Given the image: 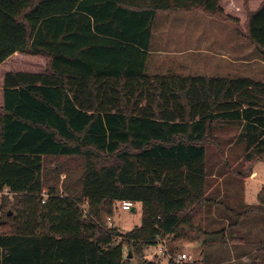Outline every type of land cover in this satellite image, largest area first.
I'll use <instances>...</instances> for the list:
<instances>
[{
	"label": "trees",
	"instance_id": "obj_1",
	"mask_svg": "<svg viewBox=\"0 0 264 264\" xmlns=\"http://www.w3.org/2000/svg\"><path fill=\"white\" fill-rule=\"evenodd\" d=\"M170 12L232 22L264 55V0H0V64L15 52L46 60L2 79L0 193L12 201L0 214V264H128L129 254L197 264L177 260L179 242L205 250L264 214V185L256 204L240 197L264 162V81L148 73L155 18ZM224 127L235 133L216 135ZM122 201L141 204L126 231L107 222ZM224 212L235 219L223 223ZM158 238L165 262L143 255ZM252 243L237 254L264 264V237Z\"/></svg>",
	"mask_w": 264,
	"mask_h": 264
},
{
	"label": "rangeland",
	"instance_id": "obj_2",
	"mask_svg": "<svg viewBox=\"0 0 264 264\" xmlns=\"http://www.w3.org/2000/svg\"><path fill=\"white\" fill-rule=\"evenodd\" d=\"M193 21H201L202 29H180L182 22ZM203 22H213L212 24L215 26L213 27L214 29L206 28ZM197 31H200L199 36L201 35V37H198V41L193 40V36L189 38L177 34L179 32L182 34L184 32L185 34H192ZM167 33L172 34V36H167ZM206 33H215V38L211 40L205 39L204 34ZM187 48L190 50L187 53L183 55L177 54L178 50ZM195 49L201 50L195 51ZM169 50L175 51V53L168 54L167 52ZM45 66L46 60L42 56L21 52L17 54L14 53L0 64V83L4 73L10 69L15 71L41 72L45 69ZM147 72L150 74L172 72L183 75L250 77L255 80L264 81V55H261L252 44L236 33L235 25L232 22L220 21L198 12L158 13L153 26ZM215 133L218 136L228 138L235 133V129L227 127L218 128ZM212 146L209 147L208 156L210 170L212 173H215L221 168L222 164L219 163L220 157L217 150ZM230 150L229 148L225 151L226 153H231V155H229L231 158L230 164L235 166L240 161L241 148L234 147L231 151ZM50 165H53V163H50L49 166ZM259 168H264V162L260 163ZM62 177L63 174H61V178ZM236 187H238V184ZM234 193L235 191L232 192L233 195ZM7 198L8 195L5 191L0 193V214L3 209L2 206L4 201H7ZM8 199L12 201L11 196H9ZM132 208L133 210H122L118 208L113 214L111 223L117 225L120 231L129 230L140 224L141 204L136 202L133 204ZM220 210L224 211V208L220 207ZM8 212L11 211L8 210ZM224 214L225 216L222 217L226 218L223 219V223L235 219L233 215L230 214L228 218L227 212H224ZM221 227H224V224L223 226L222 224H217L216 230H220ZM224 232L226 235V242H224L219 234L216 240L208 245L205 250L198 243L179 242L177 255L184 252L191 257L192 261L198 264H200V262L201 264H251L255 253L246 262L238 261L236 263H229L227 261L230 256V251L232 250L231 248L250 251L254 245L252 242H255L257 238L262 239L264 237V214L254 213L242 219L239 227H233L231 230L227 229ZM231 235L241 238V240L243 239V242H231L229 238H227ZM143 255L146 259H151L154 255H157L163 262H165L167 258L157 253L156 245H148L144 248ZM129 258L131 261L128 264L138 263L137 257L133 258L132 255H130ZM258 264L263 263L259 262Z\"/></svg>",
	"mask_w": 264,
	"mask_h": 264
},
{
	"label": "crops",
	"instance_id": "obj_3",
	"mask_svg": "<svg viewBox=\"0 0 264 264\" xmlns=\"http://www.w3.org/2000/svg\"><path fill=\"white\" fill-rule=\"evenodd\" d=\"M212 23L213 22H209V23L203 22V24L206 25V28L214 29L213 27H215V26H213ZM181 24L182 25H181L180 29H193V30H195V29L201 30L202 29L201 21H198V22H194V21L193 22H182ZM166 28H168V27H166ZM199 32L200 31H197V32L192 33V34H190V33L185 34V32L182 34L179 32L177 34L183 35V36H186L189 38H191L193 36L194 37L193 40L198 41L197 40V39H199L198 37H201V35L199 36ZM152 36H153V34H152ZM167 36L171 37L172 34L167 33ZM204 37L207 40H211L212 38H215V33L214 34H212V33L207 34L206 33V34H204ZM188 49L189 48L180 49V50H178L177 54L183 55V54L187 53L188 51H190ZM198 50H201V49H195V51H198ZM17 53L18 52H15V54H17ZM167 53L172 54V53H175V51L169 50ZM1 79H3V76ZM0 94H1V98H0V100H1L0 104H1L2 103V80L0 83ZM260 163H262V162L254 163L252 170H251V173L249 174L248 177L245 178V180L242 184V191L240 193V197L242 198L244 204L254 205L257 203V193L260 190V188L264 185V168H259ZM231 249L232 250L230 251V256H229V259L227 262L236 263L238 261L246 262L249 260L247 255L242 254L241 252H239L237 254L236 251H238V249L237 250L235 248H231Z\"/></svg>",
	"mask_w": 264,
	"mask_h": 264
},
{
	"label": "built area",
	"instance_id": "obj_4",
	"mask_svg": "<svg viewBox=\"0 0 264 264\" xmlns=\"http://www.w3.org/2000/svg\"><path fill=\"white\" fill-rule=\"evenodd\" d=\"M119 207L122 210H129V209H131L133 207V204H132V202H129V201H122L119 204ZM107 220H108V224L111 225V218L108 217ZM156 250H157V253L159 255H161V256H165V257L170 256L169 253H168L167 241H166L165 238H158L157 239ZM177 260H183V261L193 262L191 260V257L188 256L184 252H182L181 254L177 255ZM200 264H201V262H200Z\"/></svg>",
	"mask_w": 264,
	"mask_h": 264
},
{
	"label": "water",
	"instance_id": "obj_5",
	"mask_svg": "<svg viewBox=\"0 0 264 264\" xmlns=\"http://www.w3.org/2000/svg\"><path fill=\"white\" fill-rule=\"evenodd\" d=\"M131 210H133V208H131ZM131 254H129V257H130Z\"/></svg>",
	"mask_w": 264,
	"mask_h": 264
}]
</instances>
